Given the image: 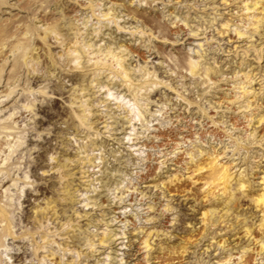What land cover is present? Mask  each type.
Returning a JSON list of instances; mask_svg holds the SVG:
<instances>
[{
  "label": "rangeland",
  "instance_id": "obj_1",
  "mask_svg": "<svg viewBox=\"0 0 264 264\" xmlns=\"http://www.w3.org/2000/svg\"><path fill=\"white\" fill-rule=\"evenodd\" d=\"M262 178L264 0H0V264H264Z\"/></svg>",
  "mask_w": 264,
  "mask_h": 264
},
{
  "label": "bare ground",
  "instance_id": "obj_2",
  "mask_svg": "<svg viewBox=\"0 0 264 264\" xmlns=\"http://www.w3.org/2000/svg\"><path fill=\"white\" fill-rule=\"evenodd\" d=\"M257 2V1H256ZM253 5L255 6L256 5V3H253ZM249 8V6H245V9H248ZM236 34H238V35H241L242 33H240L239 31H237L236 32ZM191 72L193 73H196V69H195V67H192L191 68ZM260 120V119H259ZM224 178V177H223ZM262 180H263V186H264V178H262ZM243 184L244 183H240L239 184V188H242L243 187ZM264 189V188H263ZM232 197V195L229 193V196L224 200V202H222L223 204H224V207H226L227 209L231 206V208H232V206H235L234 204L236 203V201H234V199H232L231 198ZM255 202L257 203V204H259V205H261L262 206V211H263V214H264V192L262 193V194H260L257 198H256V200H255ZM223 206V205H222ZM260 224L262 225V224H264V217H263V221H262V223L260 222ZM259 224V225H260ZM258 225V226H259ZM260 227V226H259ZM264 231V230H263ZM247 232V231H246ZM249 233V232H248ZM103 239V238H102ZM146 246H148V245H146ZM261 248H264V244L263 243H261ZM259 246V247H260ZM259 254V253H258Z\"/></svg>",
  "mask_w": 264,
  "mask_h": 264
}]
</instances>
